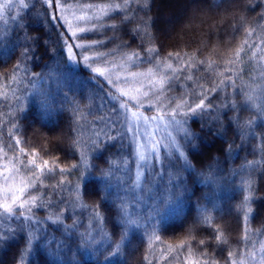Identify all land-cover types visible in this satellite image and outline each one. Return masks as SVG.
<instances>
[{
    "label": "trees",
    "instance_id": "obj_1",
    "mask_svg": "<svg viewBox=\"0 0 264 264\" xmlns=\"http://www.w3.org/2000/svg\"><path fill=\"white\" fill-rule=\"evenodd\" d=\"M187 1L185 4L186 0H148V6L143 7V0L140 3L133 0L128 12L112 11L107 17L87 21V28L95 24L97 30L77 36L75 42H104L88 49L74 46L58 12L49 9L43 0H27V9L16 7L11 11V16H17V20L7 15L6 23L0 21V75L10 74L13 65L20 60H23L21 67L27 69L20 71L17 80L8 87L3 86L7 81L0 79V93L8 97L5 100L0 96V147L6 149L9 143L13 146L7 150V155L0 151L5 162L11 167L13 164L20 167L24 175L28 174L25 165L30 158L41 165L47 160L50 167L78 165L66 173L67 190L62 192L66 204L58 203L57 195L52 197L51 207L33 208L35 218L43 221L37 229L24 223L21 230L22 218L6 220L0 216V236L6 237L0 240V264H195L202 259L199 254L205 248L218 264H230L228 252L237 250L239 258L244 248L245 241L241 237L245 228L252 230L248 247L255 241V247L259 248V242L264 240V165L251 172V188L244 180L251 171L245 167L246 160L264 156V146L257 147L264 145V77L259 75L264 68V61L260 60L264 56V0ZM61 2L82 6L122 3V0ZM183 12L188 18L180 30L167 33L164 18L172 20ZM126 14L131 22H121ZM142 21L148 22L150 36H144L143 30L139 36L133 31ZM111 23L118 27L114 30L106 26ZM248 28L256 29L252 37H246ZM25 36L36 40H26ZM245 39L253 47L246 45L241 58L236 60V49ZM125 43L127 46H122ZM150 44L158 50L154 55L161 58L170 52L183 57L169 61L180 69L175 74L164 64L158 70L180 77L171 80L165 88L164 99L166 102L171 99L172 105L180 99H187L189 105L197 103L202 98L197 84L212 88L223 79L218 73L225 68L232 69L224 73L232 79L225 81L217 92L208 93L213 105L209 112L181 117L187 120L185 127L191 135L185 138L173 132V136L184 158L170 146L167 149L162 146V164L154 169L160 175L152 178L149 191L146 190L149 185L143 181L141 188L131 185L129 176L134 174L135 165L129 161V167H124L121 162L122 157L129 160L133 151L129 147L132 136L122 127L125 117L120 108L121 98L88 67L82 63L76 67L70 64L67 48L73 46L79 61L83 55L93 57L86 62L97 67L121 64L122 54L142 51ZM26 45L31 49L27 59L21 56ZM254 50L255 59L252 58ZM98 53L104 55L98 56ZM148 56L143 53L142 60L136 61L135 66L131 62L124 65L129 64L132 72H145L151 66ZM190 57L198 68L193 73L194 80L184 79L189 75L185 62ZM229 60L235 63H227ZM201 61L203 63H199ZM152 63L155 64V60ZM248 92L254 98L251 102L246 98ZM253 115L258 118L252 125V135L242 141L241 129L233 118L239 116L243 124ZM117 118L121 124L110 134L119 130L123 139L107 141L103 133L109 132L108 120ZM167 131L171 129L159 131L156 138L167 142ZM96 133H101L99 150L88 144L90 139H97ZM16 139L21 140L19 147L24 148L23 155L16 146ZM74 140H79L80 145H74ZM110 161L113 162L111 167ZM58 167L57 181L60 179ZM102 171H112L113 175L104 177ZM52 182L51 177L45 180L48 184ZM105 183L109 188L104 187ZM77 185L79 204L89 205L88 208L77 206L72 195ZM51 191L37 185L36 189H29L27 195ZM56 191L60 193V189ZM245 196L249 197L247 202ZM47 199L44 196V200ZM246 204L253 210L247 219ZM93 205L98 207L99 218H92ZM65 208L67 211H63ZM61 212L60 223L46 219L49 216L54 219ZM204 215H211V226L203 222ZM126 220L134 223L126 224ZM215 225L220 226L228 243L217 246L211 240L201 246L199 240H210ZM89 232L91 236L87 235ZM30 236L29 245L26 241ZM192 236L195 240L189 239ZM186 240L191 253L189 244L180 246ZM117 243L119 252L109 256ZM260 256L257 252V260Z\"/></svg>",
    "mask_w": 264,
    "mask_h": 264
},
{
    "label": "snow or ice",
    "instance_id": "obj_2",
    "mask_svg": "<svg viewBox=\"0 0 264 264\" xmlns=\"http://www.w3.org/2000/svg\"><path fill=\"white\" fill-rule=\"evenodd\" d=\"M137 3H140V0H136ZM133 3V0H122V3H109V4H103V5H82L83 8L87 9H93L97 8L100 10L101 15L100 16H92L89 15V13H84L76 19L84 21V20H91V19H101V17H107L109 16L110 12L112 11H124L128 12L130 10V5ZM43 4L46 5L49 9H52L53 12H58L61 9L70 7L66 3H61V0H43ZM19 6L20 8L27 9L29 7V4L26 3V0H3L2 3H0V21H4V17L6 14L10 15V18L15 21L17 20V16H11V9L15 6ZM148 6V0H143V7ZM22 19V17H21ZM53 19H55V16H53ZM128 21L131 22V19L129 15H125L122 18V21ZM6 23V21H4ZM69 29L71 30L72 25L70 22H68ZM107 27H110L112 29H116L118 26L116 23H111L109 25H106ZM149 27V24L147 21H142V23H138L135 28L134 32L136 35H141V32L143 30L144 36H150V33L147 31V28ZM97 26L95 24L92 25L91 28L87 27H79L75 31L72 32L73 36L77 35V32L79 33H87L89 31H96ZM256 29L255 28H248L245 29L246 37H252L255 34ZM25 39H31L33 42H35V37H28L25 36ZM103 41H91V43L88 44H76L75 47L77 48H92L95 47L97 44H103ZM248 46L249 48H252V45H249L248 40L245 39L240 47L236 49V60H239L241 58V55L245 51V46ZM122 46H127L126 43ZM257 48L259 46H256ZM72 45L68 46V52L69 60H72L74 56L72 55ZM31 49L26 45L23 52L21 53V56L27 59V53ZM115 51V50H113ZM157 48L150 44L148 47L143 48L142 51H132L131 53H124L123 59L121 61V65H124L128 62H131L133 66H135L136 61H141L143 58V53L149 54L147 57L148 63L151 65L148 69L145 70V72H129V76L133 78L137 77H148V86L147 90H144L141 92V89L145 88V85L143 83H140V87L136 89L137 93H140V97H130L131 100H134L137 102L139 108L146 106L149 109H155L156 115L153 116H143L139 110L132 111V109L125 103H120V108L125 110V122L127 121V112L131 111L132 116L137 118V123L142 119L145 125L150 124L151 122H156L157 125H163L164 129H171V131H167V142H162L161 139H157L155 134L153 133L149 137H147V142H145V137H141L136 129L132 127H127L126 134H131L133 137V140L129 142V147L133 148L132 153L129 156V160H125L123 157L121 158V162L124 167H129V161L131 164L135 165V172L134 174L129 176V181L131 185L134 188H141L142 181L143 184L149 185V187L146 190L150 191V184L152 182V178L156 175H160V173H156L154 171L155 166L157 164H162L161 159V147L163 146L165 149H167L169 146L176 151L179 152V155L181 158H184L183 152L180 150L178 141L173 136V132L181 133L185 138L191 135L189 130L185 127L187 120L181 119V117H187L188 115H196L199 113H206L209 112L213 108V105L211 101L208 98L209 92H217L222 86L225 85V81H230L232 79L231 76H224V73L232 71L231 68H225L224 72L218 73L219 75L223 76V79L220 81L219 84H215L212 88L206 89L203 84H197V87L201 89L200 95L202 96L201 99L194 105H189L187 99H180L178 100L174 105L171 104V99H168L167 102L165 101V88L166 85H168L171 80L173 79H179V76L175 75H168L166 73H162L158 71L160 69V66L162 64L166 65V69L171 70L173 74H175L177 71H180V69L174 68L173 64L170 61L172 58L177 59H183L181 57L180 53H168V56L165 58H161L158 55H154L157 53ZM98 56H103V53H98ZM257 56V52L254 50L252 53V58L255 59ZM94 59L93 57L84 56V60ZM155 60V64L152 63V61ZM192 58H189V61H186L189 70V75L185 76L184 79L186 80H194V71H197L198 68L196 67V64L191 63ZM261 61H264V56L260 57ZM23 63V60L18 61L16 64L13 65L11 73L8 75H0V79L7 81V84L3 85L4 87H8L12 82H15L17 80L18 74L20 71H27V69L22 68L21 65ZM199 63H203L202 61ZM214 63V62H213ZM227 63L234 64L235 61L229 60ZM211 67V64L209 65V68ZM93 72H100V69L93 68ZM102 74V73H101ZM33 75H37L33 73ZM260 77H264V68H262L259 72ZM233 87H235V84L233 82ZM259 87V86H256ZM11 90V89H10ZM255 90V89H254ZM122 96H127V92H121ZM0 96H2L3 99L7 100V94L6 93H0ZM13 96H15V92L13 91ZM247 101L251 102L253 101V95L251 92L246 93ZM16 99H19V97H16ZM135 107V105H133ZM232 108L235 109L236 105L233 102ZM186 109V110H184ZM115 111V110H114ZM82 115V113H81ZM258 117L256 115H253L251 119L246 120L241 124L239 120V116H236L233 118L234 122L236 123L237 127L241 129V138L243 141V138L252 135L251 129L252 125L255 122V120ZM101 120H104V117L100 118ZM121 124V120L119 118L117 119H109L108 125L109 132H104L103 135L105 136V139L107 141H116L117 139L122 140L123 136L119 130L115 131V134H110L112 129H117L118 125ZM16 127L15 124L12 125V128L14 129ZM11 135V133H10ZM101 133H96L97 139H90L88 141V144L92 145L95 149L99 150L102 147V143L99 141V136ZM79 140H74L73 144L79 146L80 145ZM21 145V140L16 139V146L19 147ZM134 146V147H133ZM264 145H257V147H262ZM12 144L9 143L7 145V148L0 147V151H4L5 155H7V150L12 149ZM240 147H243V143L240 145ZM229 148H231V145H229ZM19 152L21 155L24 154L25 150L23 147H19ZM36 153L33 151V156H35ZM82 155H84L82 153ZM22 163V162H21ZM110 167L113 162H109ZM187 165V161H186ZM264 165V156H257L256 159L253 160H246L245 167L250 169L251 171L248 174V179L244 180V183L251 188L252 181H251V172H255L259 170V166ZM31 166V167H29ZM188 167H191V165H187ZM25 167H28V174L24 175L21 173L20 167L13 164L11 169H7L9 172H14V174L20 175V186L18 188V191L20 195H16L15 191L11 193L10 199L8 196V189L5 190L4 195V201L0 203V216H2L4 219H12V220H21V230H23L24 223H27L29 226H32L35 229L39 227L43 221H40L35 218L32 210L33 208H41V207H51L54 203L52 197L59 195L58 203L60 204H66V201L63 199L62 192L67 190L65 188V185L67 183V175L66 173H69L73 168L78 167V165L73 164L71 168H65V167H50L49 161L45 160L43 162V165L36 162L35 159H29L28 164L25 165ZM57 167L60 179L57 181L55 180V176L57 174ZM7 168V166H6ZM35 169L34 171L32 169ZM131 172V169H129ZM102 176L108 177L112 176V171H102ZM51 177L53 179V182L51 184L45 183V180L47 178ZM9 177L5 176V181L7 182ZM37 185H39V188H51L52 191L50 193H42L38 192V194L33 195H27L29 189H36ZM109 184L105 183L104 187L109 188ZM57 189H60V193H57ZM110 194V193H109ZM27 198L22 199V197L26 196ZM72 195L74 196L77 206L88 208L89 205L86 204H79V186L77 185L75 190L73 191ZM44 196H47L48 199L44 200ZM245 202L249 200L248 196L244 197ZM92 207V218H99L100 212L98 210V207L93 205ZM120 210L123 212L124 207L123 203L120 205ZM63 211H67V209H63ZM253 210L251 207H248L247 204L245 205V219H247V215L251 213ZM18 213V214H17ZM63 213L57 214L55 218L53 219L52 216L46 217L47 220H51L52 223H60L61 221V215ZM126 214V213H125ZM202 220L205 224H208L211 226L213 224V219L211 215H204L202 217ZM76 221H73V225H75ZM126 224L134 223V221L126 220ZM70 227V226H69ZM9 231H11L9 229ZM251 229L245 228L244 234L241 237L243 241H245L244 248H242L239 252V258H237L238 253L237 250L232 249L228 252V260L230 261V264H264V240H261L259 242V248L257 249L255 247L256 242H252V247H248V241L250 240V233ZM88 236H91V233H87ZM105 236H107V233H104ZM5 236H0V240L5 239ZM159 239V237H157ZM190 240H195V237L192 236L189 238ZM211 240H214L215 244L217 246L227 244V238L225 237L223 231L221 230L219 225H215L213 228V236L210 238V240L201 239L199 240V244L201 246L208 245ZM29 245L32 243V237L30 236L27 241ZM185 244H189V241H182L181 247ZM120 244L117 243L115 245V248L113 249V252L109 253V256H112L119 252ZM189 252H192L191 246L189 244ZM257 252L261 253L260 259L257 260ZM199 256L202 258L201 260H198L195 262V264H218V262L211 257L207 249L199 254Z\"/></svg>",
    "mask_w": 264,
    "mask_h": 264
},
{
    "label": "rangeland",
    "instance_id": "obj_3",
    "mask_svg": "<svg viewBox=\"0 0 264 264\" xmlns=\"http://www.w3.org/2000/svg\"><path fill=\"white\" fill-rule=\"evenodd\" d=\"M2 2H3V0H0V3H2ZM61 3H63V2H61ZM184 3L187 4L188 1L186 0V2H184ZM69 6L70 7L64 8V9H61L60 11H58V18H59L60 22L63 24V26L65 27V30L68 32L69 36L73 39L72 43H74V46H75L76 44H79V43L75 42V39L77 38V36L84 34V33L77 32V35L73 36L72 32L75 31L79 27H87V23H85V22L95 20V19H91V20L81 21V20L76 19V17H78L84 13H89V15H92V16H100L101 13H100V10L97 8H95V9L93 8V9L89 10L87 8H83L81 5H76V6L69 5ZM14 8L19 9L20 7L17 5L15 7H13L11 9V11H14L15 10ZM183 13L179 14L178 18H175L172 20L164 18V21H165L164 23L166 25L165 31L167 33L169 32V30L174 31V32L176 30L177 31L180 30L181 26L183 25V23L188 18V16L186 15V12L184 14ZM7 15L8 14H6L5 17ZM68 22H70L72 25L71 30L69 29ZM67 53H68V57H69L70 53L68 52V48H67ZM72 55L74 56V58L72 60H69V62L74 67H76L80 63H82L83 66L88 67V69L91 72H93L92 71L93 68L100 69V72H93V73L98 75L100 78H102L103 81L109 87H111V89L113 91H115V93L118 95V97L121 98V102H125L132 109V111L139 110V112L143 116H153V115L157 114L156 110L154 108L149 109L146 106V102H145L144 108H139L137 102L130 99V97H134V96L140 97L142 99V97L140 96V93H137L136 89L138 87H140V83H143L145 85V88L141 89V92L144 90H147V86H148V77L147 76L137 77V78H133V77L129 76V72H132L129 69L130 67H128L129 64H127V65L110 64V65L91 67L87 64L86 60H84V56H86V55H83V57H81L80 61L75 56L73 49H72ZM121 92H127L128 95L122 96L120 94ZM133 105H135V107H133ZM122 111H123V115L125 117V110L122 109ZM146 111H149L150 114H146ZM126 115H127L128 119L122 125L123 130L126 131L127 127H129V126L136 129L141 137H145V142H147V137H149L153 133L157 137V134L159 133V131L168 130V129H164L163 125H157V123L154 121L148 125H145L143 120L141 119L139 121V123H137V118L132 116L131 111L127 112ZM124 121H125V119H124ZM128 135L131 136V134H128ZM132 140H133V137H132ZM6 166H7V168H6ZM11 168L12 167H11L10 163L5 162L3 153L0 152V203H2L4 201V195H5L6 189L9 190L8 191L9 199H10L11 193L13 191H15L16 195H20L18 188L20 186H22V185H20L21 177H20V175L14 174V172H9L7 170V169H11ZM21 173H23V172L21 171ZM5 176L9 177L7 182L5 181ZM0 211H2V210H0Z\"/></svg>",
    "mask_w": 264,
    "mask_h": 264
}]
</instances>
